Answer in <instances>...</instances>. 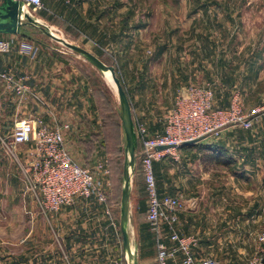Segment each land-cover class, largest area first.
<instances>
[{
	"label": "rangeland",
	"instance_id": "1",
	"mask_svg": "<svg viewBox=\"0 0 264 264\" xmlns=\"http://www.w3.org/2000/svg\"><path fill=\"white\" fill-rule=\"evenodd\" d=\"M29 12L67 42L82 38L79 47L92 50L90 53L105 65L114 67L129 100L134 126L143 125L150 135L163 130L177 93L189 85L221 89V99L214 98L216 106L227 105L237 92L245 111L259 110L251 128H227L219 137L182 147L155 163L159 193L183 202L179 213L183 234L196 238L195 230L189 231L190 225L201 230L210 227L209 239L201 238L204 231L197 236L196 253L219 264H254L253 259L264 253V242L259 241L264 234V81H260L264 80L260 78L264 71V0H108L101 7L100 22L78 28L52 16L45 2ZM19 40L48 47L39 49L37 55L50 52L65 71L69 68L75 75L76 80L61 81L65 145L73 159L93 174L117 222L115 232L103 205L92 199L107 229L103 230L101 248L88 249L86 255L101 256L102 264L122 263L128 256L122 250L119 228L127 152L117 91L104 72L84 56L34 28H24ZM19 151L26 153L27 148ZM129 172L133 196L129 227L134 252L128 259L133 264L134 260L137 264H157L156 235L146 221L147 195L138 145ZM206 173L209 178L201 179ZM20 178L25 192L22 172ZM221 187L228 191L229 210L187 213L190 203L186 201L191 196ZM26 193L38 207L32 194ZM254 200L258 207L249 212L245 204L252 206ZM242 206L245 211H238ZM0 220L1 230L7 222ZM4 231L12 237V229ZM37 237L38 252L43 253V226ZM9 252L12 254V247Z\"/></svg>",
	"mask_w": 264,
	"mask_h": 264
},
{
	"label": "crops",
	"instance_id": "2",
	"mask_svg": "<svg viewBox=\"0 0 264 264\" xmlns=\"http://www.w3.org/2000/svg\"><path fill=\"white\" fill-rule=\"evenodd\" d=\"M43 2L52 16L78 28L86 23L95 25L96 20L100 22L101 7L108 0H43ZM25 7L28 11L31 8ZM36 19L41 23V19ZM26 27L27 25L21 28L20 34H0L1 38L10 40L12 45L9 53L0 54V74L10 75L14 80H25L31 90L30 94L20 97L7 89L0 78V218L7 222L0 230V264L11 260L13 264H102L101 256L87 258L86 255L88 249L101 248L103 230L107 229V223L102 220V215L94 206V202L77 198L71 205L63 206L56 213L42 214L33 203L30 194L24 192L20 182L21 165L26 163L27 156L25 152H20L19 148L21 150L28 146L21 145L8 151L3 143V139L12 132L14 123L25 117L39 116L48 127H62L63 114L60 110H63V104L60 103L64 86L61 81L71 80V77L76 80L69 68L65 71L50 52L47 51L48 55L44 56L37 55L39 49L45 50L48 47L19 42L20 35ZM79 39L81 40L70 39L69 43L77 46L83 44V39L80 37ZM86 50L93 52L90 49ZM60 53L62 56L65 55V52L59 51ZM260 78H264V71L260 72ZM220 92L222 90L218 87L214 89L216 101L223 96ZM226 94L228 93L225 92V97ZM5 133L8 134L4 135ZM202 175L201 179L209 178L210 174ZM227 192L223 187L197 192L186 201L190 203L187 206L189 211L187 213L209 214L219 209L223 212L229 210ZM253 203L252 206L251 203L245 204L249 212L250 210L255 212L258 207L255 200ZM132 204L133 196L130 191L129 213ZM245 209L242 206L238 211ZM42 226L46 235L43 253L38 252L37 248L40 243L37 235ZM6 227L13 230L12 237L4 231ZM205 229L201 230L197 225L189 227V231L195 230L196 238L204 231L201 238L204 239L206 236L209 239L210 227ZM178 230L183 234L180 224ZM11 247L12 254L9 252ZM177 260H180V255Z\"/></svg>",
	"mask_w": 264,
	"mask_h": 264
},
{
	"label": "built area",
	"instance_id": "3",
	"mask_svg": "<svg viewBox=\"0 0 264 264\" xmlns=\"http://www.w3.org/2000/svg\"><path fill=\"white\" fill-rule=\"evenodd\" d=\"M19 1L33 9L41 8L43 2ZM11 47L10 40L0 37V54L9 53ZM0 78L7 89L20 97L31 93L25 80H14L7 74H0ZM257 112L259 110L245 111L237 92H233L226 106H216L211 85H189L177 93L174 107L167 114L161 132L150 135L143 125L134 126L147 195L146 221L156 235L157 264L219 263L213 258L198 255L195 250L198 240L179 232V213L183 209V202L176 196L159 193L155 163L167 155H173L186 142L219 137L231 127L249 129ZM64 129L66 126L48 127L39 116H29L16 121L10 135L3 140L8 151L17 146H28L26 163L21 165L25 192L32 194L44 215L58 212L77 198L93 199L103 205L110 225L117 232V222L112 216L106 194L99 188L93 174L68 152ZM158 147L167 148L158 150ZM98 167L107 173L102 165ZM259 241L264 242V234L259 236ZM263 254L257 255L253 263L263 264ZM179 255L180 260H177ZM115 264L133 263L126 256L122 263Z\"/></svg>",
	"mask_w": 264,
	"mask_h": 264
},
{
	"label": "water",
	"instance_id": "4",
	"mask_svg": "<svg viewBox=\"0 0 264 264\" xmlns=\"http://www.w3.org/2000/svg\"><path fill=\"white\" fill-rule=\"evenodd\" d=\"M30 26L35 30L47 35L51 39L63 44L68 49L84 56L93 66L102 72H109L115 84L118 94V100L121 107V125L125 135V148L127 159L124 162L123 176L124 184L121 193L120 201V218L119 228L122 235V250L129 257L133 255L131 252V242L129 235V196H130V172L129 168L134 165L135 150L137 148V139L134 130L132 112L129 100L120 80L115 74L114 67L105 65L100 59L88 52L87 50L67 42L65 39L54 35L49 31L46 25L41 24L31 13L26 9L22 1L18 0H1L0 4V34H20L23 26ZM198 141L186 142L182 147H190ZM181 147V148H182ZM167 147H158V150L166 149ZM132 258V257H131ZM262 263L264 264V258ZM134 264H137L134 260Z\"/></svg>",
	"mask_w": 264,
	"mask_h": 264
},
{
	"label": "bare ground",
	"instance_id": "5",
	"mask_svg": "<svg viewBox=\"0 0 264 264\" xmlns=\"http://www.w3.org/2000/svg\"><path fill=\"white\" fill-rule=\"evenodd\" d=\"M105 76H107V78L109 79L110 83L113 85V87L116 89L115 84L112 80V78L110 77V73L109 72H104ZM129 235H130V242H131V252L133 253V244H132V238H131V231H130V227H129ZM129 257V256H128Z\"/></svg>",
	"mask_w": 264,
	"mask_h": 264
},
{
	"label": "trees",
	"instance_id": "6",
	"mask_svg": "<svg viewBox=\"0 0 264 264\" xmlns=\"http://www.w3.org/2000/svg\"><path fill=\"white\" fill-rule=\"evenodd\" d=\"M226 106V105H225ZM138 148H140V146L138 145ZM154 168H155V165H154ZM143 181H144V176H143ZM144 188H145V183H144ZM145 192H146V190H145ZM146 213H147V211H146Z\"/></svg>",
	"mask_w": 264,
	"mask_h": 264
}]
</instances>
